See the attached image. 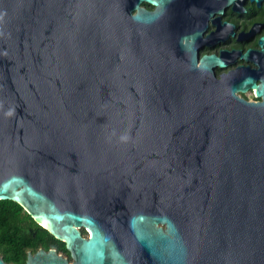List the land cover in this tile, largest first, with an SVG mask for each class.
Listing matches in <instances>:
<instances>
[{
  "label": "water",
  "instance_id": "95a60500",
  "mask_svg": "<svg viewBox=\"0 0 264 264\" xmlns=\"http://www.w3.org/2000/svg\"><path fill=\"white\" fill-rule=\"evenodd\" d=\"M142 1L0 0V199L73 258L26 264H264V101Z\"/></svg>",
  "mask_w": 264,
  "mask_h": 264
},
{
  "label": "flooded vegetation",
  "instance_id": "af4514ba",
  "mask_svg": "<svg viewBox=\"0 0 264 264\" xmlns=\"http://www.w3.org/2000/svg\"><path fill=\"white\" fill-rule=\"evenodd\" d=\"M140 6L157 10V21L168 33L182 43L191 42L198 63L214 55L216 59L206 60L207 71L221 84L235 86V93L246 100L264 101V0H143ZM78 228L84 238L90 237L88 226ZM42 248H55L73 261L71 253L55 246H40L28 255Z\"/></svg>",
  "mask_w": 264,
  "mask_h": 264
},
{
  "label": "trees",
  "instance_id": "16d2710c",
  "mask_svg": "<svg viewBox=\"0 0 264 264\" xmlns=\"http://www.w3.org/2000/svg\"><path fill=\"white\" fill-rule=\"evenodd\" d=\"M57 247L70 256L65 241L43 228L17 201L0 199V254L7 262L26 264L28 250Z\"/></svg>",
  "mask_w": 264,
  "mask_h": 264
},
{
  "label": "bare ground",
  "instance_id": "6f19581e",
  "mask_svg": "<svg viewBox=\"0 0 264 264\" xmlns=\"http://www.w3.org/2000/svg\"><path fill=\"white\" fill-rule=\"evenodd\" d=\"M45 225V224H44Z\"/></svg>",
  "mask_w": 264,
  "mask_h": 264
}]
</instances>
